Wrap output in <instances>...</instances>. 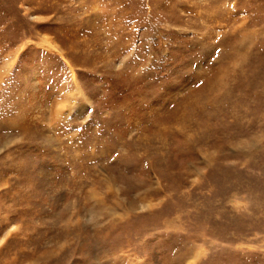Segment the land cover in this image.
Here are the masks:
<instances>
[{"label": "rangeland", "instance_id": "rangeland-1", "mask_svg": "<svg viewBox=\"0 0 264 264\" xmlns=\"http://www.w3.org/2000/svg\"><path fill=\"white\" fill-rule=\"evenodd\" d=\"M264 264V0H0V264Z\"/></svg>", "mask_w": 264, "mask_h": 264}, {"label": "bare ground", "instance_id": "bare-ground-1", "mask_svg": "<svg viewBox=\"0 0 264 264\" xmlns=\"http://www.w3.org/2000/svg\"><path fill=\"white\" fill-rule=\"evenodd\" d=\"M194 258H195V256L194 257H192V259L191 260H189L186 264H190L193 260H194Z\"/></svg>", "mask_w": 264, "mask_h": 264}]
</instances>
